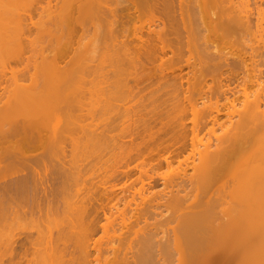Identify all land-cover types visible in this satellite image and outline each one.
Listing matches in <instances>:
<instances>
[{"label": "rangeland", "instance_id": "1", "mask_svg": "<svg viewBox=\"0 0 264 264\" xmlns=\"http://www.w3.org/2000/svg\"><path fill=\"white\" fill-rule=\"evenodd\" d=\"M98 2L99 9L78 12L79 0H0L1 129H13L9 137L0 136V186L31 175L41 203L65 207L49 214L56 219L79 216L69 205H87L90 214L95 206L100 207L97 238H103V225L120 214L132 218L136 203L171 190L164 182L178 170L183 156L169 164L165 161L168 153L160 159L145 156L135 161L122 150L115 155L101 152L96 140L98 90L103 79L98 43L108 30L112 40L125 43L124 49L136 57L137 65L120 67L117 78L130 81L133 92L136 72L153 80L145 83L150 87L140 92L142 97L158 89L161 83L154 79L161 74L182 76L185 88L192 87L186 95L198 108L210 104L204 88L205 92L227 91L231 97L236 94V109L241 111L247 99H264V0ZM107 13L112 21L101 22L99 16ZM243 17L247 25L236 26L235 21ZM104 65L106 69L111 66L108 61ZM35 95L41 96L38 103L44 102L31 111L24 106ZM126 96L129 92L119 83L114 104L122 108ZM134 103L125 106L134 110ZM132 114L124 113L125 125L132 122ZM182 115L181 108L171 106L165 126H173ZM237 119L238 115L227 117L224 110L218 124L198 134L200 149H214ZM187 123L190 143L192 114ZM159 160L162 165L156 166ZM199 163L197 156L187 173L194 174ZM152 178L158 181L155 187H150ZM28 199L15 194L7 204L1 202L0 216L2 203L9 207L10 217L18 206L28 211L29 205H20ZM262 253L247 248L203 249L191 264H264Z\"/></svg>", "mask_w": 264, "mask_h": 264}, {"label": "bare ground", "instance_id": "2", "mask_svg": "<svg viewBox=\"0 0 264 264\" xmlns=\"http://www.w3.org/2000/svg\"><path fill=\"white\" fill-rule=\"evenodd\" d=\"M98 1L79 0L78 12L85 8L99 9ZM244 18L237 22L234 19L235 25H247ZM99 20L112 21L108 13L99 16ZM108 31L96 47L103 77L97 101L98 146L104 155L122 150L135 161L145 156L160 159L162 153H168L165 161L171 164L183 156L178 160V170L164 182L172 188L167 193L143 198L136 203L132 218L120 214L102 226L105 236L97 238L101 231L100 207L95 206L90 214L87 205H69L79 216L56 219L49 214L65 207L41 203L36 194L39 188L31 175L2 185L0 203H6L15 194L28 196L20 205L26 203L29 210L18 206L11 210L10 217L9 207L2 203L1 264H191L195 254L203 249L264 251V99H247L238 111L236 94L229 97L227 91L205 92L203 88V95L209 94L210 104L200 109L186 95L192 87L185 88L182 76L162 74L154 79L161 83L158 89L142 97L140 92L150 87L145 83L153 80L136 72L132 76L135 92L130 81H119L116 71L119 74L120 67L136 66V57L124 49L123 41L112 40V32ZM105 61L111 64L107 69ZM119 83L130 95L122 108L114 104V91ZM40 97L30 96L24 107L34 111L43 105L44 100L37 101ZM131 101L135 102L134 110L125 106ZM171 106L181 108L183 115L176 124L166 127L164 121ZM224 110L229 118L238 115L237 121L219 137L214 149L211 146L200 149L198 134L210 124H218ZM129 112L133 113V120L125 125L123 115ZM189 114L193 116L190 143ZM3 124L0 119V136L7 138L13 129L4 131ZM197 156L200 163L190 175L187 168ZM161 165L159 160L156 166ZM157 185L158 181L152 178L150 187ZM102 210L107 217L105 208Z\"/></svg>", "mask_w": 264, "mask_h": 264}]
</instances>
